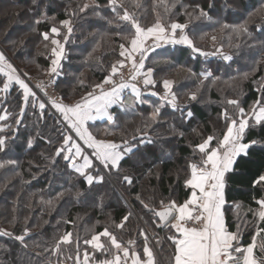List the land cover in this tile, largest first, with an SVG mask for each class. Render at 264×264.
I'll use <instances>...</instances> for the list:
<instances>
[{
	"label": "trees",
	"instance_id": "obj_1",
	"mask_svg": "<svg viewBox=\"0 0 264 264\" xmlns=\"http://www.w3.org/2000/svg\"><path fill=\"white\" fill-rule=\"evenodd\" d=\"M92 1L93 5L85 8L83 0H0V44L3 46L9 40L8 36L4 38L8 30L15 36L16 50L21 40L26 39L27 43L38 40L46 46L44 52L35 54L32 47L27 57L18 51L16 60L26 63L28 57L35 56L43 70L49 68L50 41H44L42 33L48 32L51 37L53 26L59 27L65 20L73 22L68 54L55 81L65 104L82 98L110 73L119 59V45H128L124 36L134 32L130 24L119 20L117 12L122 15L123 8L114 12L108 0ZM123 4L144 27L157 19L165 24H186V33L194 43L215 32L222 43L226 42L233 58L230 62L205 59L186 45L169 44L150 51L146 67L154 69L156 81L154 86L149 85L150 93L142 94L141 100L135 102L134 93L125 89L123 102L112 109L114 120L90 124L88 128L93 135L103 129L107 134L116 133L115 142L125 138L133 145L141 139L137 132L140 129L148 133L147 139L152 142L146 140L135 148L119 169H105L103 182L92 185L63 159L65 153L55 155L62 145L61 134L67 133L51 108L45 107L41 112L38 104L32 106V98L26 104L23 91L13 86L5 100L0 98V116L4 111L9 116L4 123L8 129L0 132V136L6 137L0 150V230L10 233L0 231V264H61L76 257L77 240L79 252L83 251L84 240L105 227L122 245L143 258L142 224L151 230L163 263L173 264L174 244L168 237L175 229L163 227L137 196L156 210L161 209L158 201L167 204L175 200L179 204L188 199L191 189L185 181L190 177L189 165L199 159L195 145L210 134L223 133V111H235L234 106L226 104L228 100L236 97L248 110L261 95L257 89L264 86V64L252 76L245 78L244 74L253 72L259 58L264 62V31H261L264 0H123ZM200 9L208 16H201ZM245 22L251 35L233 34L232 27ZM224 24L230 27L222 28ZM6 52L9 53L7 49ZM206 73L211 75L201 83ZM165 79L175 82L172 92L177 96L176 108L162 98ZM192 94L196 100H190ZM161 105L160 116L151 120L154 108ZM133 135L137 136L136 141L131 140ZM253 139L264 142V127L247 131L246 142ZM261 174H264V144L253 146L234 165V171L225 176L226 224L229 231L235 232L237 224L248 222L241 229L243 245L251 243L255 232L249 209L258 207L254 198L264 197V188L253 186ZM124 176L131 177L132 184L124 181ZM128 213L131 216L124 227L117 228ZM25 228L29 232L21 242L16 237L23 235ZM68 232L72 233L73 242L60 244L57 251V242ZM130 240L134 244L129 245ZM102 253H94V261L101 262ZM255 254L261 256L259 248Z\"/></svg>",
	"mask_w": 264,
	"mask_h": 264
},
{
	"label": "snow or ice",
	"instance_id": "obj_2",
	"mask_svg": "<svg viewBox=\"0 0 264 264\" xmlns=\"http://www.w3.org/2000/svg\"><path fill=\"white\" fill-rule=\"evenodd\" d=\"M112 11L117 12L118 8H123V14L117 12L120 21L130 24L134 32L125 35L124 39L128 41V46L124 43L119 45L121 51L119 56L122 59L118 60L111 66V71L104 79L93 86V90L82 97L79 102L72 105H66L62 100L49 98L47 102L37 98L36 93L29 87L24 79L17 74V69L7 59L3 52H0V74L7 78L3 83L2 91L7 92L10 85L15 82L20 89L23 90V100L27 104L31 99V104L36 107L38 104L41 112L46 107V103H50L59 113L62 114L63 120L67 122V128L75 133L83 142V146L77 143L71 134L62 135V145L59 147L55 155L60 156L62 153H67L63 159L71 161L73 168L80 176L84 177L88 185L93 182L102 183L104 177L99 175V170L95 168V162H99L104 169H119L121 163L126 157L134 154V149L140 144L152 141L147 139L148 133L137 129L141 139L136 145H133L129 139L122 138L120 142L97 139L92 132L89 131L87 122L91 120L103 119L107 122L114 120L109 109L117 103L123 102L122 92L125 89H131L134 93V101L141 100L142 92L137 86L138 77H142V83L147 88L149 85H155L153 79V68L145 69V60L150 51H155L156 48L163 45H186L194 52H201L197 48L192 39L185 33L186 24L171 22L170 24L163 23L160 19L150 27H144L135 17L134 13H130L127 8H124L123 0H108ZM137 6H139L137 4ZM87 7V5H85ZM211 7V5H209ZM83 10V9H82ZM200 15L207 17L208 13L200 9ZM39 23V21H37ZM61 24L67 29L68 35L73 32L70 20L62 21ZM227 24L222 25V28H229ZM264 31V27L261 28ZM51 37L48 32L42 33L44 41H50L51 47V68L50 73H57L61 67L60 61L64 57V44L57 37L60 36V29L53 26L50 29ZM232 32L236 36L242 34L251 35L247 22L238 26L232 27ZM68 35L64 36L67 41ZM121 35V33H117ZM215 41V37H212ZM219 53L226 61L232 59L231 55L224 54L222 47L216 48L212 55ZM208 55L209 53H202ZM129 69L128 79H124L122 69ZM119 75L120 79L117 82L114 77ZM211 73H206L205 78ZM249 73H245L247 78ZM108 86V87H106ZM164 95L163 99L176 108L177 96L172 92L173 82L165 79L163 81ZM261 93L260 96L252 103L250 108L246 110L240 105L239 100H228L227 103L234 106L235 111L229 113L225 109L222 117L225 121V130L220 136L210 134L195 145V150H198L199 159L197 162H192L189 165L190 178L186 179V187L191 189V194L183 203H177L175 200L169 201L167 204L160 201L163 210L149 208L148 204L137 196L144 208L152 211L153 214L162 222V226H167L170 229H175L172 236L168 237L174 244V264H264V227H260L264 223V197L254 198L258 207L249 209L252 212L255 232L252 236L251 243L243 245L242 227L246 228L248 222L243 225L237 224V230L231 232L228 230L225 215L224 205L225 200V176L227 173L234 171V165L238 163L240 158L248 155L249 150L258 144H264L258 140H245L248 130L254 127H264V86L257 89ZM158 95V93H151ZM196 99L195 94L190 97ZM135 102L132 107L135 108ZM157 106L151 114V120L156 121L160 116L161 108ZM23 109H21V114ZM192 116L191 112L187 114ZM6 115L0 116V120H5ZM17 124L20 121H16ZM147 127V124L145 125ZM4 131L0 128V132ZM183 136V133H180ZM132 141L137 140V136L131 137ZM215 141V143H213ZM6 143V137L0 136V150H3ZM31 147V142L29 143ZM86 146V147H85ZM86 149H91V153H87ZM82 161V162H80ZM96 171V175L92 171ZM123 180L128 184H132V178L124 176ZM261 186L264 188V174H261L253 181V186ZM239 207V205H237ZM131 213L125 215L117 228H123L124 224L129 220ZM68 223H71L69 221ZM161 226V225H158ZM29 230L24 229V234L17 236L16 239L23 242ZM4 234L10 235L5 232ZM140 235L144 237L145 247L144 254L147 256L146 261H142L139 254L135 251L130 253L129 247H125L118 242L116 236L109 231L107 227L102 232L94 234L90 239L84 240L85 245H90L95 250L110 252L115 249L113 258L101 261L100 264H154V257L151 249L147 246L148 236L141 230ZM101 237L107 238L110 242V247H106ZM259 238V240L257 239ZM72 233L64 234L56 244V249L59 251L61 243H72ZM159 243V241H157ZM129 245L134 244V241H128ZM77 255L76 264H81L79 253V241L76 242ZM259 248L261 256L257 257L256 249ZM71 258V257H70ZM90 259L89 253L85 250L83 255V264H88Z\"/></svg>",
	"mask_w": 264,
	"mask_h": 264
},
{
	"label": "rangeland",
	"instance_id": "obj_3",
	"mask_svg": "<svg viewBox=\"0 0 264 264\" xmlns=\"http://www.w3.org/2000/svg\"><path fill=\"white\" fill-rule=\"evenodd\" d=\"M82 1V0H81ZM84 1V6L85 5H87V7H85V8H90L92 5H93V1L92 0H83ZM2 12V10L0 9V13ZM1 18V17H0ZM71 21V20H70ZM162 21V20H161ZM163 22V21H162ZM1 23H2V18H1ZM164 23V22H163ZM153 25V24H152ZM152 25H150V26H152ZM167 25V24H166ZM71 26H72V28H73V32H74V25H73V22L71 21ZM149 26V27H150ZM23 27V26H22ZM21 27V28H22ZM55 27H57V26H55ZM57 28H59L60 29V36L59 37H57L58 39H60L61 40V43H63L64 44V57L61 59V61H60V64H61V67H62V64H63V62H64V60L66 59V56H67V54H68V48H67V45H68V42H69V40L72 38V34H73V32L70 34V35H68V33H67V29L63 26V25H61V26H59V27H57ZM187 29V28H186ZM186 29H185V33H186ZM20 30V28L19 29H15L14 31H19ZM221 31V30H220ZM8 33H6V32H4V38H7V36H8V38H9V40H7V42H5L4 44H3V46L0 44V50L6 55V57L7 58H9L8 60H9V62H11L12 64H13V66L17 69V74L18 75H20L21 76V78L22 79H24L25 80V82L28 84V85H31L32 84V86L30 87L35 93H36V96H37V98H39V99H46L47 98V96L45 95V92L43 91V90H41V88H45V89H47L48 91H49V93L52 95V96H54V97H57V99L58 100H62V98L60 97V95H59V93L57 92V90H56V88H55V81H56V76L58 75V72L60 71V69H61V67L60 68H58V70H57V73H55V74H51L50 73V68H51V59H53V57L51 56V47H52V45L50 44V46H49V49H50V53H49V68L47 69V70H43V68L42 67H40V64H38V62H36V58H35V56L34 57H28V61H26V63L24 62V63H20V62H17V60H16V57H17V52L19 51V52H21V55H24V56H28V51L33 47L34 48V50H35V54H36V52H37V54H39V53H41V52H44L45 50H46V46H43L42 44H40L39 43V41L37 40V41H33V40H30L28 43H27V40L25 39V40H21L20 41V48L18 49V50H16V48L14 47V38H15V36L13 35V33L11 34V32H10V30H8L7 31ZM51 34V33H50ZM187 34V33H186ZM52 35V34H51ZM65 35H68V39H67V41H65L64 40V36ZM188 35V34H187ZM189 36V35H188ZM212 37H215L216 39H215V41H213V39H212ZM191 39V38H190ZM222 39V38H221ZM26 41V42H25ZM195 44V46L197 47V48H200L201 50H202V53H209L208 55H204V54H202L201 52H194L195 54H201L205 59H217V60H219V61H224V62H230V61H226V60H224L223 58H222V56L219 54V53H217V54H215V55H212V53L213 52H215V50H216V48H220V47H222V51H223V53L224 54H227V55H231L230 54V51L231 50H228V48H226L225 47V45H227L226 44V42H223L222 43V40L220 41V36H219V34H216L215 32L214 33H211V34H206L205 36H203V37H201V38H199L198 39V41L197 42H195L194 43ZM167 45H169V44H167ZM128 46V45H127ZM163 46H165V45H163ZM5 47V48H4ZM227 47H228V45H227ZM234 47V46H233ZM232 47V48H233ZM6 49L9 51V53L8 52H6ZM31 51V50H30ZM120 51H121V49L119 50V53H120ZM228 51V52H227ZM18 52V53H19ZM149 54V53H148ZM232 56V55H231ZM233 58V57H232ZM120 59H122V57H120L119 56V59L118 60H120ZM117 60V61H118ZM261 58H259V60H258V63H257V66L253 69V72H251L249 75H248V77H250V76H252L254 73H255V71L257 70V67L259 66V65H261V64H264V62H263V60H261ZM116 61V62H117ZM115 62V63H116ZM21 65H19V64ZM147 65H146V62H145V71L148 69L147 67H146ZM122 71H125V72H127V73H129V69L127 68V67H125L124 69H122ZM30 73V74H28V73ZM116 77H114V79H115ZM153 79H154V72H153ZM170 81H172L173 82V86H174V84H175V82H174V80H170ZM202 83V82H201ZM3 85V84H2ZM14 86H17V85H14ZM33 86H36V88H32ZM13 87V86H12ZM12 87H10L9 88V90L7 91V92H2V93H0V98H3L2 100H5V98H6V95H7V93L8 92H10L11 91V89H12ZM19 87V86H18ZM39 87H41V88H39ZM173 89V88H172ZM22 90V89H21ZM93 90V87L91 88V90L90 91H92ZM23 91V90H22ZM89 91V92H90ZM87 94V93H86ZM86 94L84 95V96H86ZM193 95V94H192ZM192 95H190V97L192 96ZM83 96V97H84ZM196 96V95H195ZM197 98V97H196ZM81 100V98L80 99H77L76 101H74L73 103H70V104H75L76 102H79ZM190 100L191 101H193L191 98H190ZM196 100V99H195ZM230 100H239L238 98H236V97H232ZM240 101V100H239ZM62 102L64 103V101L62 100ZM50 104V103H49ZM65 104V103H64ZM226 104H228L227 102H226ZM228 105H230V104H228ZM50 106H51V104H50ZM233 106V105H232ZM52 107V106H51ZM50 107V108H51ZM51 110L54 112V114L57 116V118L59 119V121H60V123L62 124V123H64L63 122V120L60 118V116L58 115V113H57V111L56 110H54L53 109V107L51 108ZM235 110V109H234ZM4 111V110H3ZM2 115H6L7 116V118L5 119V120H0V128H3L4 129V131L5 130H7L8 129V127L9 126H7V125H5L6 123V121L8 120V118H9V116L6 114V111H4L3 113H2ZM1 115V116H2ZM114 117V116H113ZM5 123V124H4ZM63 125V124H62ZM67 124L65 123V131H66V133L67 134H71V132H70V130L67 128V126H66ZM3 132V131H2ZM107 131H105L104 129L103 130H98V131H95V136H97V139H102V140H108V141H115V137L117 136V134L116 133H106ZM163 151V150H162ZM65 155H67L66 153H65ZM68 161V160H67ZM69 162V161H68ZM71 162V161H70ZM80 162H82V161H80ZM95 168L96 169H98L99 170V175H101L102 174V176L103 175H105L106 173H105V169L101 166V165H99V164H96L95 163ZM89 171H92V174L93 175H96V171H94V170H89ZM101 173V174H100ZM190 178V177H189ZM94 183H98V182H93V184ZM161 201H164V200H161ZM159 202V205H160V208H162V206H161V204H160V201H158ZM157 202V203H158ZM165 203V202H164ZM132 211H134V209L132 208ZM137 216V215H136ZM240 224H242V223H240ZM142 229H143V231L147 234V236H148V241H147V245H149L150 247H151V249L154 251V253H155V257H156V261H157V264H158V261L161 263V264H164L163 262V260H162V256H161V252L157 249V245H156V243H155V240H154V238H153V236H152V233L150 232L151 230L147 227V226H145L144 224H142ZM1 232H3V233H5L6 231H4V230H0ZM91 238V237H90ZM101 240L105 243V245H106V247H110V242L107 240V238H105V237H101ZM118 240V239H117ZM72 241H73V238H72ZM118 242H120L119 240H118ZM62 244V243H61ZM63 244H65V243H63ZM68 244H70V243H67V244H65V245H68ZM124 246V245H123ZM83 248H84V250L83 251H80L79 253H80V260H81V264H83V255H84V252H85V250H87L88 251V253H89V256H90V259H89V262H88V264H93V263H95V262H91L92 260H94L95 258H94V253H96L97 252V250H95V249H93L92 247H90V245H83ZM101 252H103L102 253V257H101V259H102V261H104V260H108V259H110L111 258V255L113 254V249H112V253L111 252H104V251H101ZM101 252H98V253H101ZM109 253H111L110 255H109ZM108 255V256H107ZM105 256H107V257H105ZM92 257V258H91ZM74 259V260H73ZM73 259H68V260H65L63 263H61V264H76V257L75 258H73ZM128 262H130V261H128ZM95 264H100V262L99 261H97V263H95Z\"/></svg>",
	"mask_w": 264,
	"mask_h": 264
},
{
	"label": "crops",
	"instance_id": "obj_4",
	"mask_svg": "<svg viewBox=\"0 0 264 264\" xmlns=\"http://www.w3.org/2000/svg\"><path fill=\"white\" fill-rule=\"evenodd\" d=\"M0 52H2L1 50H0ZM6 56V55H5ZM7 59H9V58H7ZM7 81V78L5 77V76H3V74H0V89H3V83L2 82H6ZM14 85H16L15 84V82H13L11 85H10V87H12V86H14ZM18 86V85H17ZM30 87L32 86V84L31 85H29ZM9 87V88H10ZM32 88H36V86H33ZM39 88H41V87H39ZM2 92H5V91H2V90H0V93H2ZM151 93H153V92H151ZM122 96H123V92H122ZM41 101H43V99H40ZM119 103H117V104H115V105H113L112 106V108L111 109H109V111H110V113L112 114V109L115 107V106H117ZM66 105H72V104H66ZM46 107H51L50 106V104H47L46 103ZM52 108V107H51ZM54 110H56L55 108H53ZM57 111V110H56ZM57 113H58V115L60 116V118L63 120V117H62V114L61 113H59L58 111H57ZM64 121V120H63ZM104 121H106V120H103V119H97V120H91V121H88L87 122V126H89L90 124H94V123H97V122H104ZM66 124H67V122L66 121H64ZM112 122V121H111ZM90 131V130H89ZM71 132V131H70ZM71 135H73V137H74V139L76 140V142L77 143H80L82 146H83V142L82 141H80L79 140V138L78 137H75V133L74 132H71ZM86 147V146H85ZM91 149H86V152L87 153H91ZM67 154V153H66ZM69 161V160H68ZM69 163L71 164V162L69 161ZM96 164H99V162H95ZM73 169V168H72ZM74 170V169H73ZM75 171V170H74ZM224 207H225V205H224ZM162 209V208H161ZM223 211H224V208H223ZM226 221V220H225ZM150 249H151V247L149 246V245H147ZM91 247V246H90ZM130 250V249H129ZM102 250H97V252H101ZM151 251H152V253H153V257H154V264H157V261H156V257H155V253H154V251L151 249ZM132 251L130 250V253H131ZM113 253H115V249H113ZM141 257V256H140ZM92 258V257H91ZM113 258V254L111 255V258L110 259H112ZM141 259H142V261H146L147 260V256L144 254V257L142 258L141 257ZM109 260V259H108ZM130 262H128V264H131V260H129ZM91 262H95V263H97V261H91ZM95 263H93V264H95ZM92 264V263H91ZM174 264V263H173Z\"/></svg>",
	"mask_w": 264,
	"mask_h": 264
},
{
	"label": "built area",
	"instance_id": "obj_5",
	"mask_svg": "<svg viewBox=\"0 0 264 264\" xmlns=\"http://www.w3.org/2000/svg\"><path fill=\"white\" fill-rule=\"evenodd\" d=\"M145 62H146V60H145ZM122 72H123V75H124V79L127 80V79H128V76H129V73H127V72H125V71H122ZM115 79L117 80V82H119V79H120L119 75H117ZM205 80H206V78H205V76H204V77L201 78L200 81H201V82H205ZM133 83H136V84H137V86L141 89L142 94H146V93L149 94V93H150V88H149V86H147V88H145V86L143 85V83H142V77H138L136 81H133ZM106 87H108V86H106ZM41 90H43V91L45 92V95L47 96V98H46L45 100L43 99V101L47 102V101L49 100V98L57 99V97L52 96V95L49 93V91H48L47 89H45V88H41ZM127 90H128V91H129V90L131 91L130 88L127 89ZM163 95H164V94H163ZM163 95H162V97H163ZM57 100H58V99H57ZM47 104H49V103H47ZM113 116H114V115H113ZM63 122H64V121H63ZM62 124L65 126V122L62 123Z\"/></svg>",
	"mask_w": 264,
	"mask_h": 264
},
{
	"label": "water",
	"instance_id": "obj_6",
	"mask_svg": "<svg viewBox=\"0 0 264 264\" xmlns=\"http://www.w3.org/2000/svg\"><path fill=\"white\" fill-rule=\"evenodd\" d=\"M159 210H163V209H159ZM158 218V217H157ZM159 219V218H158ZM160 221V220H159ZM161 225H162V222L160 221ZM163 227H167V226H163Z\"/></svg>",
	"mask_w": 264,
	"mask_h": 264
}]
</instances>
